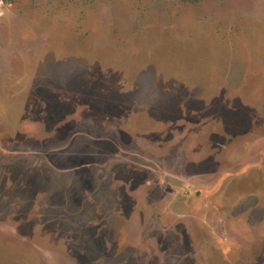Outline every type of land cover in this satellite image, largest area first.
<instances>
[{
  "label": "rangeland",
  "instance_id": "obj_1",
  "mask_svg": "<svg viewBox=\"0 0 264 264\" xmlns=\"http://www.w3.org/2000/svg\"><path fill=\"white\" fill-rule=\"evenodd\" d=\"M0 264H264V0H0Z\"/></svg>",
  "mask_w": 264,
  "mask_h": 264
}]
</instances>
